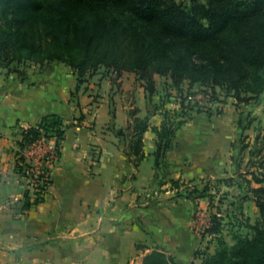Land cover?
<instances>
[{"label": "crops", "instance_id": "obj_1", "mask_svg": "<svg viewBox=\"0 0 264 264\" xmlns=\"http://www.w3.org/2000/svg\"><path fill=\"white\" fill-rule=\"evenodd\" d=\"M59 63L53 61L25 78L11 75L0 88V264H142L155 248L185 264L201 240L192 228L194 201L182 195L155 202L157 197L149 193L169 186L172 179L231 174L232 156L241 152V133H249L264 112L256 110L259 116L243 130L234 105L226 103L220 112L190 113L157 166V136L147 129L142 134L145 155L135 165V156L130 155L131 161L126 155L130 111L136 109L135 116H147L160 126L165 115L178 113V103H154L159 94L155 86L151 89L147 79L131 70L103 73L104 90L95 89L91 75L89 86L73 101L77 83L59 87L56 77L74 71ZM51 112L70 126L51 166L45 200L18 217L12 206L26 184L15 169L23 153L16 126L36 125ZM252 185L264 186V181Z\"/></svg>", "mask_w": 264, "mask_h": 264}, {"label": "trees", "instance_id": "obj_2", "mask_svg": "<svg viewBox=\"0 0 264 264\" xmlns=\"http://www.w3.org/2000/svg\"><path fill=\"white\" fill-rule=\"evenodd\" d=\"M112 8L130 12L142 26L118 15L99 21L84 16L88 11ZM174 39L182 43L177 48H173ZM211 45L217 52L200 50ZM27 60L43 67L56 60L65 62L74 69L77 90L84 75L100 65L113 69L117 75L131 70L142 78H146L147 69L153 68L160 74L170 73L175 85L185 74L197 80L211 78L212 73V79L226 94L233 95L237 102H245L264 91V0H0V67L9 69L13 62ZM14 69L21 78L27 76L25 70ZM147 80L153 89L152 79L147 76ZM242 84L252 94L242 96ZM135 113L136 109L130 111L132 120L126 127L130 136L126 155L129 159L134 155L133 162L138 164L145 155L142 134L151 129L157 136L153 151L157 166L187 114L183 112L184 117L177 120L165 115L157 126L147 116ZM69 126L62 115L47 113L36 125L16 126L21 136L18 144L23 150L41 136L55 138L59 157ZM122 132L120 129L119 133ZM246 147L247 144L242 145V149ZM252 165L255 168L239 175L252 193L258 219L252 223L246 217L244 229L235 232L234 242L228 244L220 234L224 216L220 211L212 214L206 232L216 235L218 246L212 254L201 253L199 248L194 250V257H204L201 264H264V186L252 185L253 181H264V152ZM15 169L21 177L38 179L33 189L25 187L22 198L12 206L14 213L26 212L45 200L52 183L51 164L43 161L38 167L19 153ZM221 180L230 182L232 178ZM171 183L179 187L184 181L172 179ZM207 190L208 186L199 189L193 184L186 197L197 207L198 198L205 196ZM207 195L213 198L212 193ZM142 264L177 263L171 255L155 248L144 255Z\"/></svg>", "mask_w": 264, "mask_h": 264}, {"label": "rangeland", "instance_id": "obj_3", "mask_svg": "<svg viewBox=\"0 0 264 264\" xmlns=\"http://www.w3.org/2000/svg\"><path fill=\"white\" fill-rule=\"evenodd\" d=\"M113 15H118L123 18H131L133 19L134 23H138L142 26V23L138 21L130 12L122 9L112 8L98 12L88 11L84 14L85 18L91 21L109 19ZM225 36H222V38ZM177 44H182L180 39H174L173 48H177ZM200 50L205 53L217 52V48L212 45L201 48ZM60 62L61 63L59 64H64L74 71V69L65 62ZM14 68L25 70L27 72L26 74H28L29 72H39L45 67L41 66L40 63L31 60L23 61L20 64L13 62L9 69L6 67H0V88L1 86H4V84L11 81V75L21 78V75L18 73V71H15ZM105 72H114V70L111 68L109 69L104 65H100L94 69L92 73L85 74V80L80 84L79 89L77 90L74 88V91L71 93L73 101H76L78 91L80 89L83 90L89 86L88 78L93 74L92 82L95 84V89L100 88L101 90H104L105 88H108L107 85L102 83V74ZM74 73L69 71L68 73L66 72V75H60L59 77H56V80L58 79L57 82L59 83V87H61L60 84H62L64 87L67 84L72 85L75 82L77 83V77L75 78ZM219 75L222 76L223 73L221 72ZM144 76L146 77L145 79H147V76L152 79L153 86H155V89H157V92H159V94H156V101L154 103L158 104L161 101H171L172 103H178V113H175L174 116H171L176 120L181 116L184 117V115H182L184 114L183 112H186V117H188L190 113L196 111L199 107L202 109V111H207L209 109L217 111L222 110L224 105L227 103L229 106L234 105V111L236 112L238 125L240 128H242L246 124L250 123V121L254 122V120H256L259 116L258 112L260 110L264 112V96L260 97L259 95L245 102H237V99L233 95L226 94V91H224L220 85L215 83V81L212 79V73H210V76H212L211 78L206 76L205 79L200 78L197 80H192L190 75L185 74L179 79V85L174 84L170 73L160 74L155 72L153 68L147 69ZM240 93L242 96H248L249 94H252L250 91L246 90L243 84L241 85ZM262 93H264V91ZM193 97L196 98L195 103H193L191 99ZM258 101L260 103V107H256V102ZM151 103L154 104L152 101ZM256 110H258V112ZM247 111L248 114L246 113ZM254 123V128H250L249 133L244 134V132H246L244 131L240 135L239 141L241 146L243 144H247V147L245 149H242L241 147V152L237 155V157L232 156V158H234L232 160L235 164L234 171L231 174L222 177H231L232 180L230 182L221 180V177H202L193 181H184V184L179 187L174 186L172 183L167 187L159 186L149 193V197H157L155 202H158L162 201L158 198H167V196L172 198L180 197L182 195L186 196L187 192L193 189V184H196L199 189L203 188L204 186H208L205 196L200 197V203L195 208L193 214L194 218L192 219L193 231L201 236V240L198 244V247L196 248H199L201 253L212 254L215 252L218 246V239L216 235L206 232L207 228L204 231L201 230L202 227L208 223V221H210L211 215L215 212L220 211V214L224 216V225L220 234L228 244H232L234 242L235 232H239L244 229L242 225L244 224L243 222L246 217H249L252 223L258 219V209L255 206V203L252 201L253 198L250 197L252 196V193L249 191L246 182L239 175L241 172H245L248 168H255L252 165V161L257 160L260 153L264 152V117L260 119L259 123H256V121ZM24 151L25 150L23 149V154ZM38 152L34 153V156H36ZM30 162H32V160H30ZM247 176L250 177V175ZM24 179L27 186L30 183L29 181L31 177L27 175V177H24ZM167 189H169V191ZM165 191L168 192L163 194ZM210 193H212L213 198L207 195ZM246 196H249V198ZM240 211L242 212L241 214L239 213ZM152 216H155V213L152 212L150 218H152ZM203 233L204 237L202 238ZM202 258L204 257H201V255L198 257L192 256V258L188 259L185 264H201Z\"/></svg>", "mask_w": 264, "mask_h": 264}, {"label": "built area", "instance_id": "obj_4", "mask_svg": "<svg viewBox=\"0 0 264 264\" xmlns=\"http://www.w3.org/2000/svg\"><path fill=\"white\" fill-rule=\"evenodd\" d=\"M191 99H192L193 103L196 102L195 97H193ZM199 103H200V101H199ZM24 150H25L24 154L27 157V160L28 161L32 160V162L38 167L42 166L43 161H45L47 164H51V166H52L53 163L58 159V157L56 155L55 138L48 139L44 136H41L40 138H38L34 142L28 144L24 148ZM36 152H38V154H36V156H34V153H36ZM27 172L29 173V171H27ZM36 181H38V179L31 178L28 186H30V188L33 189ZM39 182H40V180H39ZM23 214H24V212H21V211L16 212V215H18V216H22ZM210 222L211 221H208V223H206L202 227L201 230L204 231L206 228H208Z\"/></svg>", "mask_w": 264, "mask_h": 264}]
</instances>
